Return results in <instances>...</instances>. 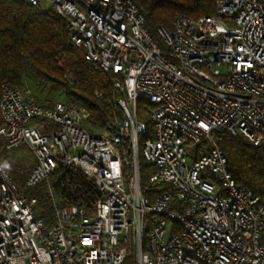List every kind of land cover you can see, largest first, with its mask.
Returning <instances> with one entry per match:
<instances>
[{
    "label": "built area",
    "instance_id": "1",
    "mask_svg": "<svg viewBox=\"0 0 264 264\" xmlns=\"http://www.w3.org/2000/svg\"><path fill=\"white\" fill-rule=\"evenodd\" d=\"M46 1L112 75L121 115L91 128L85 107L1 83L3 146L32 157L25 186L60 168L91 181L96 200L57 204L48 187L44 216L0 161V264H264V189L236 185L211 138L264 146V0H216L218 16L178 15L154 33L132 0ZM139 99L155 105L140 144ZM139 157L151 163L143 185Z\"/></svg>",
    "mask_w": 264,
    "mask_h": 264
},
{
    "label": "trees",
    "instance_id": "2",
    "mask_svg": "<svg viewBox=\"0 0 264 264\" xmlns=\"http://www.w3.org/2000/svg\"><path fill=\"white\" fill-rule=\"evenodd\" d=\"M132 1L143 13L153 33L160 26L170 32L178 15L193 19L218 16L215 11L216 0ZM28 69L32 72L30 76L37 90L42 91L47 86L48 91L60 96L59 99L64 97L85 107L89 112V127L102 128L113 117H120L117 98L121 93L111 85L112 75L93 69L83 58L82 50L70 42L62 16L51 8L42 10L39 5L0 0V85L6 82L13 87H24ZM47 99L41 104L50 106L56 101ZM154 107L153 103L143 99L136 103V117L145 125V132L138 136L139 144L144 138L152 136L150 112ZM211 138L225 155L235 184L260 195L264 189V146L251 143L241 134L232 135L221 129L214 130ZM16 152L19 150H6L0 137V161L24 193L36 198L37 206L44 216H50L52 211L48 187L52 189L57 204L78 202L89 206L96 200L91 181H86L78 173L73 175L60 168L52 174L50 181L42 179L26 187L25 180L33 163L20 161L21 155ZM150 166L151 163L139 157L142 185L145 184ZM75 183L79 186L75 187Z\"/></svg>",
    "mask_w": 264,
    "mask_h": 264
},
{
    "label": "rangeland",
    "instance_id": "3",
    "mask_svg": "<svg viewBox=\"0 0 264 264\" xmlns=\"http://www.w3.org/2000/svg\"><path fill=\"white\" fill-rule=\"evenodd\" d=\"M40 7L42 10H47L50 9V4L48 1L43 0L42 3L40 4ZM28 76L25 78V82H24V87L30 89V91L36 96V98L39 100L40 103H45L47 102V98H50V101L53 100H57L60 98L59 95L54 94L50 91L47 90V86L43 88L42 91H39L35 88L34 85V79H32V77L30 75H32V72L30 69H28ZM19 152H16L17 155H21L20 156V161L22 162H32V157L30 156L29 152L27 151V149L25 147H21L19 149ZM16 150V151H17ZM11 151H15V150H11Z\"/></svg>",
    "mask_w": 264,
    "mask_h": 264
}]
</instances>
